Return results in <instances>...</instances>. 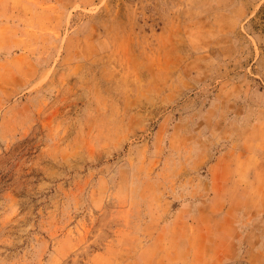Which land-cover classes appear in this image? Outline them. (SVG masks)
<instances>
[{"label":"rangeland","instance_id":"1","mask_svg":"<svg viewBox=\"0 0 264 264\" xmlns=\"http://www.w3.org/2000/svg\"><path fill=\"white\" fill-rule=\"evenodd\" d=\"M0 264H264V0H0Z\"/></svg>","mask_w":264,"mask_h":264}]
</instances>
